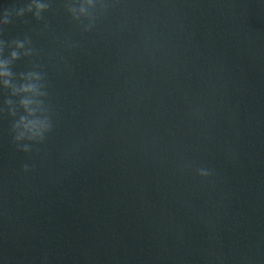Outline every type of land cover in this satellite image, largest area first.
Masks as SVG:
<instances>
[{"label": "water", "instance_id": "1", "mask_svg": "<svg viewBox=\"0 0 264 264\" xmlns=\"http://www.w3.org/2000/svg\"><path fill=\"white\" fill-rule=\"evenodd\" d=\"M41 2L0 35L52 123L18 151L0 89V264H264V0Z\"/></svg>", "mask_w": 264, "mask_h": 264}, {"label": "clouds", "instance_id": "2", "mask_svg": "<svg viewBox=\"0 0 264 264\" xmlns=\"http://www.w3.org/2000/svg\"><path fill=\"white\" fill-rule=\"evenodd\" d=\"M96 0H80L78 7L69 9V15L73 20L79 21L81 17H89L90 9L95 5ZM48 5L42 3L41 0H29L23 7L17 8L13 5L11 8L0 11V35L3 28L9 25L12 17L22 18L26 14H31L37 20L41 19V14L47 11ZM92 25H88L85 31H89ZM15 50L10 53L11 59H0V89H11L13 96H20L19 105L23 109V114L14 120L12 125L13 142L18 151L30 153L33 144L42 143L52 130V123L46 114L43 101L40 99L45 93L42 91L43 85L40 83L42 77L37 72H29L27 75L21 74L20 79L23 81L17 86L12 82V72L10 70L11 61L19 59V50L25 48L27 40H17ZM4 47L3 40H0V55H2ZM24 55H31V49L24 52ZM5 104L9 108V114L13 117L17 116V106L13 101L6 100ZM25 172L29 171V165L25 164ZM201 176H207L206 171L199 173Z\"/></svg>", "mask_w": 264, "mask_h": 264}]
</instances>
